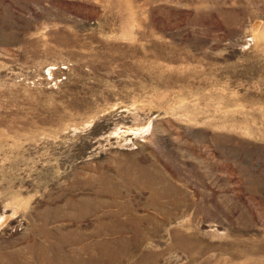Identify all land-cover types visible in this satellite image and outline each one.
I'll list each match as a JSON object with an SVG mask.
<instances>
[{"label": "rangeland", "instance_id": "1", "mask_svg": "<svg viewBox=\"0 0 264 264\" xmlns=\"http://www.w3.org/2000/svg\"><path fill=\"white\" fill-rule=\"evenodd\" d=\"M0 264H264V0H0Z\"/></svg>", "mask_w": 264, "mask_h": 264}]
</instances>
